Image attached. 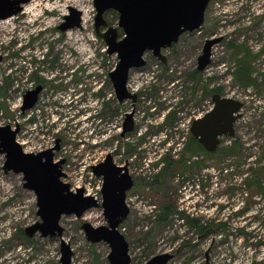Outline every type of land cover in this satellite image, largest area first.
Segmentation results:
<instances>
[{
  "label": "rangeland",
  "instance_id": "obj_1",
  "mask_svg": "<svg viewBox=\"0 0 264 264\" xmlns=\"http://www.w3.org/2000/svg\"><path fill=\"white\" fill-rule=\"evenodd\" d=\"M70 7L81 11V25L63 31L59 26ZM96 13L94 0H29L18 14L0 19V125H20L17 140L27 152L59 139L55 160L65 159L62 180L99 201L102 178L91 165L109 153L117 164L129 161L135 187L127 193L130 213L120 230L132 264L163 252L173 254L168 264H264V194L250 183L257 179L248 170L264 167V0H210L202 26L162 50L167 62L147 51L146 64L130 70L128 89L138 92L136 101L116 96L109 73L118 57L108 54L97 32ZM104 18L108 25L100 31L114 26L121 38L119 13L110 9ZM215 32L224 34L225 42L213 47V63L195 73L205 38ZM240 64L253 81L249 85L234 78ZM35 72L46 88L23 112ZM217 87L221 95L243 102L234 134L220 136L219 145L225 150L236 145L239 152L189 155L183 147L190 138L183 136L191 121L213 106ZM99 88L104 95L97 99ZM171 111L176 112L169 120ZM127 112H134V129L122 135ZM167 158L172 165L156 182ZM4 162L0 153V264H60L61 237L26 235V227L42 221L37 197L24 186L23 174L5 171ZM166 204L204 224L223 225L200 235L176 211L158 223L154 215ZM85 221L107 224L101 206L60 220L72 264H110L109 245L90 242Z\"/></svg>",
  "mask_w": 264,
  "mask_h": 264
},
{
  "label": "water",
  "instance_id": "obj_2",
  "mask_svg": "<svg viewBox=\"0 0 264 264\" xmlns=\"http://www.w3.org/2000/svg\"><path fill=\"white\" fill-rule=\"evenodd\" d=\"M29 0H0V19H6L23 10V4ZM210 0H94L96 8V29L107 44L108 54H117L118 63L109 76L120 102L127 99L136 100L137 94L128 89L130 70L146 64L144 55L152 51L153 55L166 62L163 49L178 42L185 32L199 29L205 21L206 9ZM114 9L119 13V26L123 36L119 38L117 27L107 26L104 18L107 10ZM71 14L67 21L59 26L66 31L81 25V11L70 7ZM220 38L207 39L203 51L198 57V70L203 71L211 61L212 46ZM42 86L28 89L23 97L21 110L24 112L35 106ZM213 108L204 116L194 119L191 133L209 152H214L220 145V136L233 135L234 123L240 117L243 102L220 93H214ZM133 112H127L122 135L134 129ZM20 125L13 128L10 124L0 125V153L5 154V171L22 173L24 186L35 192L37 197L38 221L25 228L28 236L40 232L42 236L61 237L60 264H72L73 250L62 237L64 227L60 220L64 214H83L94 207L102 206L107 224L94 226L85 221L82 229L92 243L105 242L109 245L108 260L110 264H132L130 246L125 234L120 230L121 224L128 217L130 208L126 202L127 191L132 188L134 179L126 165L115 164L112 154L105 160L92 166L97 176H103L101 189L102 201L94 195L86 194L85 189L78 187L72 190L62 177L65 172L62 165L65 159L55 161L54 150L60 148V140L52 147L38 152H27L17 140ZM173 254L163 252L151 257L144 264H168Z\"/></svg>",
  "mask_w": 264,
  "mask_h": 264
},
{
  "label": "trees",
  "instance_id": "obj_3",
  "mask_svg": "<svg viewBox=\"0 0 264 264\" xmlns=\"http://www.w3.org/2000/svg\"><path fill=\"white\" fill-rule=\"evenodd\" d=\"M230 46H232V44H230ZM50 52H51V50L49 49L46 54L49 55ZM194 72L196 73L197 71L195 70ZM233 74H234V78L236 80H238V82H240L243 85H249V84H251L253 82V81H250L251 80V77L249 78L247 73H244V72L241 71V64L237 67V70H235L233 72ZM32 78H33L34 81H40L41 80L40 79V76H38L36 72L33 73ZM2 88H3V86H2ZM210 92H211V90H207V93H210ZM215 92H217V93L221 92L220 91V88L219 87L214 88L213 89V93H215ZM175 112L176 111H171L169 120L172 117H174ZM133 148H135V147H133ZM183 149H184V152L188 151L189 155H192L194 153L197 154V152H204V154H207L208 156L221 155V154L226 153V152H230V153H237V152H239V150H238V148H237L236 145L229 147L228 148L229 150H227V149L226 150L225 149H220V147H219V148H217L216 151L209 152V151H206L205 148L202 147V145L200 143H198L195 140V138H193V137H190V139L186 142V144L183 147ZM164 159H166V157H164ZM171 165H172V161L167 158V164L165 165V167L162 170V172L160 173V175H157L156 176V182H158V180H160L161 178H163V176H165L164 174H166L167 168L171 167ZM260 169L264 170V167H261ZM260 169H254L253 167H250V169H248L249 171L253 172L255 179H257L256 181L250 182V183L251 184L252 183L255 184L256 188L257 189L258 188L261 189V191H262L261 193L264 194V179L260 178L261 177L260 175L262 173V171ZM262 177H264V174H263ZM160 209H161L160 210V214L154 215L155 218H156V221L158 223H164L166 220H168L169 214H172V212H175L176 211L180 216H182L183 218L187 219L188 220V225L190 227H194L197 230V233H199L200 235H203L204 234L205 236H207L208 234H211L212 232L209 231L210 230L209 227L212 226V225H215V226H222L223 225V223H215V224L209 223V224H204V223H202L200 221V219L191 217L184 210L177 211V209L174 206H172L171 204H169V205L166 204L165 206L163 205ZM124 222H125V220H124ZM213 230H215V229H213ZM215 233H216V231H215Z\"/></svg>",
  "mask_w": 264,
  "mask_h": 264
},
{
  "label": "flooded vegetation",
  "instance_id": "obj_4",
  "mask_svg": "<svg viewBox=\"0 0 264 264\" xmlns=\"http://www.w3.org/2000/svg\"><path fill=\"white\" fill-rule=\"evenodd\" d=\"M211 38H220V41H218L216 44H220V43H224L225 42V39H226V36L224 35V34H217V32H215V33H213V34H211V35H209V37H206L205 38V41L207 40V39H211ZM205 41H204V43H205ZM216 44H214L213 46H212V52H213V47L216 45ZM230 44H232V42H230V43H228V45L230 46ZM204 46V45H203ZM232 46H233V44H232ZM236 49H240V50H242L243 49V46H241V45H238L237 47H236ZM202 51H203V49H202ZM202 53V52H201ZM212 55H213V53H212ZM212 55H211V61H210V63H209V65H211L212 63H213V59H212ZM199 57V56H198ZM197 60H198V58H197ZM166 62H167V57H166ZM197 66H198V64H197ZM205 70V69H204ZM197 72L196 73H200V70H198V68H197V70H196ZM195 82V84L196 85H198L199 83H196V81H194ZM34 83H35V86L34 87H36V86H38V85H41L42 86V90H41V92L43 91V90H45V88H46V86H44V84L42 83V80H40V81H34ZM33 87V88H34ZM40 92V93H41ZM40 93H39V95H40ZM116 93V92H115ZM133 93H136V92H133ZM215 93H217V92H215ZM25 94V93H24ZM137 94V98H138V92L136 93ZM214 94V93H213ZM94 95L97 97V99H99L100 97H103V95H104V93H103V91H101V89L99 88L97 91H96V93H94ZM117 96V95H116ZM213 96V95H212ZM23 97H24V95H23ZM136 98V99H137ZM39 99V98H38ZM213 100V99H212ZM136 101V100H135ZM38 102V101H37ZM36 105V104H35ZM213 106H214V101H213ZM213 106L212 107H210L209 108V110H207L205 113H202V114H199L197 117H195L194 119H197V118H200V117H202V116H204L207 112H209L212 108H213ZM170 113V112H169ZM126 116V115H125ZM133 116H134V112H133ZM133 116H132V119H133ZM193 119V120H194ZM193 120L191 121V124H192V122H193ZM124 121H125V118H124ZM133 121H134V119H133ZM187 133V136H183V140H185L186 141V139L188 138H190V137H193V138H195V140L198 142V143H200L199 142V140H198V138L197 137H195V136H193L192 135V133H191V126H190V128H189V131H187L186 132ZM126 134V133H125ZM192 135V136H191ZM187 139V140H188ZM221 140V139H220ZM201 144V143H200ZM202 145V144H201ZM202 147H204V146H202ZM60 149V148H59ZM59 149H56V150H59ZM133 150V149H132ZM206 150V149H205ZM207 151V150H206ZM54 152H55V150H54ZM2 154H4V153H2ZM112 154V153H111ZM5 155V154H4ZM106 157V156H105ZM112 157H113V154H112ZM195 157V156H194ZM55 158V157H54ZM105 160V158L103 159V160H101L100 162H102V161H104ZM113 160H114V157H113ZM55 161H57V160H55ZM100 162H98V163H100ZM114 162H115V160H114ZM65 163V162H64ZM97 163V164H98ZM115 164H117L116 162H115ZM93 165H95V164H93ZM93 165H91V168H92V166ZM118 166H124V165H126L127 167H128V169H129V161H126L125 162V164H117ZM93 170V169H92ZM94 173V172H93ZM22 174V173H21ZM24 177V176H23ZM99 177V176H98ZM101 178H102V186H101V189H102V187H103V183H104V179H103V176H100ZM132 178H133V176H132ZM134 179V178H133ZM135 187V180H134V184H133V186H132V188H134ZM78 188V187H77ZM131 188V189H132ZM131 189H129L128 191H130ZM73 190V189H72ZM76 190V189H75ZM128 191H127V193H128ZM101 194H102V192H101ZM97 198V197H96ZM98 199V198H97ZM99 200V199H98ZM102 201V200H101ZM100 201V202H101ZM102 207V206H101ZM39 232V231H38ZM26 233V232H25ZM37 233V232H36ZM35 233V234H36ZM34 234V235H35ZM41 234V233H40ZM27 235V234H26ZM33 235V236H34ZM28 236V235H27ZM33 236H28V237H33ZM42 236V235H41ZM44 237V236H43ZM47 237V236H46ZM50 237H54V236H50Z\"/></svg>",
  "mask_w": 264,
  "mask_h": 264
},
{
  "label": "bare ground",
  "instance_id": "obj_5",
  "mask_svg": "<svg viewBox=\"0 0 264 264\" xmlns=\"http://www.w3.org/2000/svg\"><path fill=\"white\" fill-rule=\"evenodd\" d=\"M11 17V16H10ZM9 18V17H8Z\"/></svg>",
  "mask_w": 264,
  "mask_h": 264
}]
</instances>
